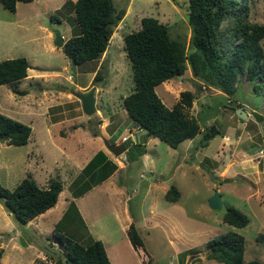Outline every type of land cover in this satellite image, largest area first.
I'll return each instance as SVG.
<instances>
[{
	"label": "rangeland",
	"instance_id": "1",
	"mask_svg": "<svg viewBox=\"0 0 264 264\" xmlns=\"http://www.w3.org/2000/svg\"><path fill=\"white\" fill-rule=\"evenodd\" d=\"M71 1H17L14 11L0 2V60L25 56L30 64L19 84L0 85V112L32 129L25 144L0 140V183L9 189L27 173L42 185L47 177L69 184L82 175L83 167L100 146L113 154L105 145V137L110 135L108 140L113 143H119L124 135L129 140L134 138V121L123 106V96L134 87L123 34L140 27L142 16H154L166 23L171 36L183 40L190 49L188 0H113L125 13L113 28L106 50L99 58L73 64L64 54L63 45L56 43L57 34L64 43L77 31ZM250 6V19L264 22V0H251ZM261 43L264 48V38ZM192 78L187 65L182 75L157 84L155 90L167 106L180 98L181 91L194 92L196 98L185 110L207 117L202 126L214 123L219 132L205 146H199L201 133L191 141H182L177 148L156 137L154 145H147L153 158V164L147 167L140 159L128 161L126 151L113 154L120 165L111 183L116 191L113 199L104 183L84 194L80 203L75 202L89 222L96 217L103 222L96 230L102 233L113 264H225L205 256V243L227 231L244 236V260L258 259L264 264V243L255 240L256 234L264 231V82L255 92L253 84L259 79L252 82L240 73L231 99ZM14 88L25 93H16ZM90 90L96 110L87 115L78 95ZM229 105L246 107L248 118L240 119L234 109L226 107ZM90 116L97 123V136L80 125H87ZM230 126L231 139L226 141L223 133L229 132ZM254 145L259 147L252 151ZM171 185L180 192L175 201L164 196ZM69 190L63 188L59 203L65 201L64 193L69 194ZM215 190L222 200L219 208L208 203ZM229 205L249 216L245 226L236 227L223 220ZM123 210L127 221L139 228L143 246H133L121 228ZM69 212L71 219L59 225L60 229L85 242L89 231L81 212ZM45 216L44 229L39 233L34 221L19 223L0 201V264H50L39 243L59 247L52 230L62 216Z\"/></svg>",
	"mask_w": 264,
	"mask_h": 264
},
{
	"label": "trees",
	"instance_id": "2",
	"mask_svg": "<svg viewBox=\"0 0 264 264\" xmlns=\"http://www.w3.org/2000/svg\"><path fill=\"white\" fill-rule=\"evenodd\" d=\"M17 1L0 0L14 11ZM251 0H188L187 19L191 27L190 49L185 42L172 37L169 26L154 16H142L141 25L123 34V47L128 55L133 72L134 87L123 96L127 115L137 125L136 137L124 142L125 158L128 161L139 158L145 151L146 138L154 136L173 148L186 139H194L199 133V146H205L219 130L214 123L202 126L207 120L203 115H191L184 107H191L196 94L183 90L180 98L167 106L159 97L155 86L174 76L182 75L187 65L191 68L193 81L220 90L229 98L236 91L238 76L245 73L253 84L255 92L264 82V22L250 19ZM71 12L77 31L63 43L62 49L71 63L78 64L99 58L106 50L113 28L122 19L125 9L118 8L113 0H73ZM30 66L25 56L0 60V85H14L26 77ZM96 76H100L97 74ZM16 93L25 92L13 89ZM228 104L229 101H227ZM211 105V104H209ZM207 105L205 108H209ZM243 107V106H242ZM246 108V107H243ZM208 110V109H207ZM96 115V114H95ZM97 116V122L100 117ZM88 124H80L93 136L99 135L93 116ZM31 126L0 112V140L8 144L27 143ZM196 148V146L194 147ZM117 167L102 150L89 159L79 174L69 184L72 196L77 197L94 185L106 179ZM84 175V176H83ZM62 181L51 178L48 186H38L30 174L9 189L0 183V201L14 218L26 224L32 218L53 206ZM178 188L171 185L164 194L168 201L179 198ZM264 201V200H263ZM78 214L75 202L70 201L62 217L55 223L52 235L63 250L69 264H113L101 239L88 232L85 242L72 238L59 225L71 219L69 211ZM223 220L236 227L249 222V216L239 208L229 205L223 213ZM139 228L130 222L126 233L133 246H143ZM244 236L237 231L220 233L205 243V256L225 264H261L258 259L244 260ZM264 243V231L255 236ZM184 254V252H183ZM2 250L0 249V257ZM53 264H62L61 259L47 255ZM151 264V263H147Z\"/></svg>",
	"mask_w": 264,
	"mask_h": 264
},
{
	"label": "crops",
	"instance_id": "3",
	"mask_svg": "<svg viewBox=\"0 0 264 264\" xmlns=\"http://www.w3.org/2000/svg\"><path fill=\"white\" fill-rule=\"evenodd\" d=\"M166 81V80H165ZM78 87H80L81 89H82V86L81 85H78ZM216 89V88H215ZM217 93L218 94H224V93H222L220 90H218L217 89ZM232 99V98H231ZM227 108H228V106H227ZM99 115H102V113H100ZM109 116V115H108ZM108 116H105L106 117V119L108 118ZM247 118H248V116H247ZM133 127H134V133H133V135L136 137V135H137V125L135 124V122L133 123ZM231 128H229L228 130H229V132H226V131H224V133H223V138L226 140V141H229L230 139H231V134H232V130H233V126H230ZM109 137H110V135H108L107 137H105V140H107V141H109L108 139H109ZM155 139H157L156 137H154V136H149V137H147L146 138V141H145V145H146V151L139 157V158H137V159H140V161L147 167V166H150V165H152L153 164V158H152V156H151V154L149 153V151L151 150V148L149 149V147L147 146V145H149V146H152V145H154V142H153V140L154 141H156ZM159 139V138H158ZM157 139V140H158ZM192 139H188V141H191ZM114 142V141H113ZM112 142V143H113ZM76 143H80L79 141H76ZM149 143V144H148ZM190 143V142H189ZM189 143L187 144V147H188V145H189ZM98 150H102L103 152H104V154L107 156V158H109L111 161H113V162H116L115 160H114V155L113 154H110V152L106 149V148H103V147H99L96 151H98ZM95 151V152H96ZM185 152H188V151H185ZM136 160V159H135ZM116 164H117V162H116ZM120 166V165H119ZM118 166V164H117V167H116V169L106 178V179H104L102 182H100L99 184H97V185H94L93 187H91L88 191H86L85 193H83L81 196H78V197H73L72 196V194H71V192H70V190H69V194H68V192H66L65 191V193H64V198H65V201H63V203L61 204V202L59 203L58 202V198H59V196H60V194L62 193V190H63V188L65 189V186L67 187V189H69V184L71 183V181L74 179H72L71 181H70V183L68 184V183H62V189L59 191V193H58V197H57V200H56V202H55V204L53 205V206H51V207H49V208H47L44 212H41L40 214H38L37 216H35L34 218H32L30 221H34L35 223H34V225H35V227L37 228V230H38V232L39 233H41V231H42V229H44V227H43V222H44V220H45V215H47V214H54V215H56L57 217H61L62 216V213H63V211H65V209L67 208V206L69 205V203H70V201L73 199V201L74 202H78L79 201V203H80V198H82L83 197V195L84 194H89L91 191H93L92 189H95V188H100L101 186H102V184H104V183H107L106 185L108 186V188H109V190H111L112 191V199H113V197H114V192H116L115 190H114V186H113V184H114V181H113V177H114V172H116V171H118L120 168H118L119 167ZM56 167H58V168H60V166H56ZM27 174H30V176L35 180V182L38 184V186H40V187H42V188H45V187H47L48 186V183H49V178L47 177V178H43V182H47V183H45V185H42L41 183H39L32 175H31V173H27ZM26 174V175H27ZM46 177V176H45ZM111 183H113L112 185H111ZM44 184V183H43ZM64 184H66V185H64ZM117 195H120L121 193H116ZM120 197H122L121 195H120ZM63 198V199H64ZM76 205H78L77 203H75ZM58 207V210H56V208ZM77 208H78V212H81V216H82V218H83V220H84V222H85V224H87V229H88V231H89V233L94 237V238H99V239H101V240H103V238H102V233H99L97 230H96V227L99 225V226H101V224L103 223V222H100V219L98 220V218L99 217H96V218H90V222H89V220H88V218L86 217V215H84V213L82 212L83 210H82V207H80L79 205L77 206ZM123 223H122V225H121V228L122 229H124L125 231H126V229H127V227H128V223H130V221L128 222L127 220H128V216H127V214L125 213V210H123ZM59 220V219H58ZM57 220V221H58ZM30 221H28V222H30ZM56 221V222H57ZM55 222V223H56ZM128 222V223H127ZM95 227V229H92V228H94ZM53 231V230H52ZM98 232V233H97ZM56 242V241H55ZM52 244V243H51ZM42 251V250H41ZM43 252V251H42ZM40 253V252H39ZM40 255V254H39ZM2 256V255H1ZM1 258V257H0ZM50 264H52V261L50 260V262H49Z\"/></svg>",
	"mask_w": 264,
	"mask_h": 264
},
{
	"label": "water",
	"instance_id": "4",
	"mask_svg": "<svg viewBox=\"0 0 264 264\" xmlns=\"http://www.w3.org/2000/svg\"><path fill=\"white\" fill-rule=\"evenodd\" d=\"M56 43L59 47L63 45L62 36L59 34L56 35ZM78 96L82 104L83 112L87 115H91L92 113H94L96 109H95V98H94L93 90L79 93ZM228 107L230 109H234L235 114L240 119L245 120L247 118L248 116L247 110L242 106H238L236 108H234L233 106H228ZM105 145L115 155H119L126 151L123 142L112 143L110 141L105 140ZM258 147H259L258 145H254L252 147V151ZM208 203L209 206L212 208H219L222 205L221 196L218 190H215L213 194L209 197ZM39 245H40V249L45 254L50 255L57 259H61L62 264H69L67 262V257L64 255V252L60 247H55L51 243H42V244L39 243Z\"/></svg>",
	"mask_w": 264,
	"mask_h": 264
},
{
	"label": "built area",
	"instance_id": "5",
	"mask_svg": "<svg viewBox=\"0 0 264 264\" xmlns=\"http://www.w3.org/2000/svg\"><path fill=\"white\" fill-rule=\"evenodd\" d=\"M127 138H128L127 135L122 136V138H121V142L125 141Z\"/></svg>",
	"mask_w": 264,
	"mask_h": 264
},
{
	"label": "clouds",
	"instance_id": "6",
	"mask_svg": "<svg viewBox=\"0 0 264 264\" xmlns=\"http://www.w3.org/2000/svg\"><path fill=\"white\" fill-rule=\"evenodd\" d=\"M95 97V96H94ZM228 100V99H227ZM229 101V100H228ZM230 106V105H229ZM227 107V106H226ZM229 108V107H228ZM247 110V108H245ZM247 113H248V110H247ZM134 136V135H133ZM121 142V141H120ZM124 142V141H123Z\"/></svg>",
	"mask_w": 264,
	"mask_h": 264
}]
</instances>
